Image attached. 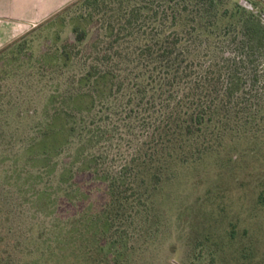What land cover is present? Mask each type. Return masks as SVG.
I'll use <instances>...</instances> for the list:
<instances>
[{"label": "trees", "instance_id": "obj_1", "mask_svg": "<svg viewBox=\"0 0 264 264\" xmlns=\"http://www.w3.org/2000/svg\"><path fill=\"white\" fill-rule=\"evenodd\" d=\"M43 30L50 45L35 55L29 37ZM24 65L57 81L15 154L20 169L3 175L49 220L25 264H135L155 234L140 219L163 186L226 148L258 150L264 133L254 121L264 101V10L255 5L75 0L0 48V81ZM18 99L0 89V115H20ZM249 243L242 263L255 259Z\"/></svg>", "mask_w": 264, "mask_h": 264}, {"label": "rangeland", "instance_id": "obj_2", "mask_svg": "<svg viewBox=\"0 0 264 264\" xmlns=\"http://www.w3.org/2000/svg\"><path fill=\"white\" fill-rule=\"evenodd\" d=\"M249 1L264 9L262 0H223V4L232 9ZM27 30L20 28L15 38ZM68 31L66 28L62 33L63 39ZM50 38L48 30L30 36V51L37 55L42 46L50 45L46 41ZM15 73L0 81L1 93L8 89L21 104L20 115L12 108L0 115V131L4 136L0 140V156L9 158L0 162V264H25L33 260L37 255L28 252L39 242L38 226L49 223L41 215H35L30 205L22 203L15 188L5 184L3 175L20 169V162H13L15 154L34 135L42 119L49 85L57 81L49 75H39L38 67L32 65H24ZM60 75H56L58 81L62 80ZM257 106L262 113L254 120L255 128L261 130L264 101ZM73 146L68 150H73ZM249 147L245 141L238 144V150L226 148L220 157L208 156L201 164L180 170L177 180L163 186L155 196L151 216L144 219L140 215V226L151 227L155 234L147 237V246L135 264H247L239 261V251L250 241L255 259L248 264H262L264 205L259 203L258 196L264 191V133L260 135L258 150H248ZM9 182L14 183L13 179ZM231 230L236 231L234 240L229 237ZM143 240L137 239L136 244H143Z\"/></svg>", "mask_w": 264, "mask_h": 264}, {"label": "crops", "instance_id": "obj_3", "mask_svg": "<svg viewBox=\"0 0 264 264\" xmlns=\"http://www.w3.org/2000/svg\"><path fill=\"white\" fill-rule=\"evenodd\" d=\"M74 1L0 0V48L16 39V33L20 28L29 30Z\"/></svg>", "mask_w": 264, "mask_h": 264}, {"label": "flooded vegetation", "instance_id": "obj_4", "mask_svg": "<svg viewBox=\"0 0 264 264\" xmlns=\"http://www.w3.org/2000/svg\"><path fill=\"white\" fill-rule=\"evenodd\" d=\"M256 1V0H255ZM262 1H264V0H262ZM255 5L257 8H258V10H264L262 7H259L257 4H256V2H254V1H249L247 4H246V6H248V7H250V8H253V5ZM256 12H258V11H256Z\"/></svg>", "mask_w": 264, "mask_h": 264}, {"label": "built area", "instance_id": "obj_5", "mask_svg": "<svg viewBox=\"0 0 264 264\" xmlns=\"http://www.w3.org/2000/svg\"><path fill=\"white\" fill-rule=\"evenodd\" d=\"M35 27V26H34Z\"/></svg>", "mask_w": 264, "mask_h": 264}]
</instances>
